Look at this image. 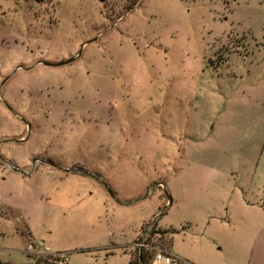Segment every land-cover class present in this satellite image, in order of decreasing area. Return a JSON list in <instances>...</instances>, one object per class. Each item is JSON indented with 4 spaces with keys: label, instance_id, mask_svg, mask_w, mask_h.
I'll list each match as a JSON object with an SVG mask.
<instances>
[{
    "label": "rangeland",
    "instance_id": "374dc122",
    "mask_svg": "<svg viewBox=\"0 0 264 264\" xmlns=\"http://www.w3.org/2000/svg\"><path fill=\"white\" fill-rule=\"evenodd\" d=\"M165 126L212 133L189 157L228 181L214 215L202 199L170 211L164 185L194 199L168 183L162 160L187 144ZM34 158L53 171L8 183L32 234L0 216L3 263L45 264L36 241L70 264H131L119 246L145 201L137 239L181 264H264V0H0V164Z\"/></svg>",
    "mask_w": 264,
    "mask_h": 264
},
{
    "label": "crops",
    "instance_id": "0c3cea01",
    "mask_svg": "<svg viewBox=\"0 0 264 264\" xmlns=\"http://www.w3.org/2000/svg\"><path fill=\"white\" fill-rule=\"evenodd\" d=\"M213 130L214 128L212 129V131ZM166 131L167 129L165 126L162 133H165ZM176 131L178 132V135L185 134L186 144H187L185 148H187V152H185V154L183 152L184 155L179 154V156L177 158H173V160H170V159L162 160V164L166 167L167 173H169V175L167 176V178L169 179L168 183H170L171 179H178L181 182V191L183 190L184 194L190 193L193 196L194 200L191 199L189 202L181 203L180 201H178V199H176L178 197L177 192L175 193V197H171L169 193L170 190L173 192V190L170 188L171 186L164 185L165 192L167 193V196H168V203H170L168 207L170 208V211H172V208L174 206L177 210L185 209V206H186V209L198 211L200 208L198 206V202L202 199V204H203V208L205 209V212L207 213L208 216H211L213 213H215L213 212V209L211 208V206L212 204L216 203L215 201L216 191H218V189L219 191H221L222 188L224 191H227L228 181H225V185L223 186V183H221V185H218L220 183H218L217 180H215L214 178L212 177L208 178L210 177L207 175L208 170L205 169L204 164L202 163H207L210 161L214 162L212 159H194L195 157H189V155L197 154V153H200V151H205L207 149H212V146H213L212 133L210 136H208L207 133L204 134L203 132H201V128L199 127L188 129L187 131L185 130L183 131L182 127L178 129L175 128V130L173 128L172 130H169L167 132L171 133L173 136V134H175ZM187 134L191 136H187ZM169 138L163 137L162 141L165 142ZM16 161H17L16 164L18 166H21L20 169H17V170H12L9 168L8 164L15 165L12 162L6 161L5 164H0V202L2 203V207H3V211L0 213L1 214L0 216H2L1 218H3L6 222H8L9 219H13L14 221L22 225L23 228L27 229L26 231L27 234H30V233L32 234L31 227H29L28 223H26L24 219L25 217L20 213V210L18 209L19 207L15 206L14 199H16L18 194L20 193V188L15 187L13 185L9 186L8 183L9 182L16 183L19 181L33 179L36 182V184L38 183L39 185L41 182L38 177H40V175L42 174V171H40V174H39L40 168L44 167V168L50 169L49 171L52 172L53 169H51V166H53V164L51 162H48V160L45 161V160H40L36 158H34L33 161H30V160L25 161L23 159H19ZM193 164L195 165L192 166ZM194 171H196V173ZM209 175H211V173H209ZM167 187L169 189H167ZM231 194L238 197V200L242 199L243 207H248V205H246L244 201L245 196L241 195L239 191L235 192L233 188ZM235 196H231V197H235ZM144 202L145 201H142L140 203V206H141L140 207L141 209L139 210L140 213L137 212L134 218L130 219L128 222L129 225H132V228L129 227V229L131 231V234L134 235L133 238H131L130 242L120 244L119 246L121 247L122 251L124 253H127L128 257L130 258L132 256L131 255L132 253H130L131 251L129 249H131L132 244L139 237L140 229L143 227L144 224H146V222L148 223L149 216H147V214L144 212L148 206H147V202L145 203ZM208 206H210V208ZM207 208L208 210H206ZM258 209L264 210L263 207L258 208ZM155 216L156 214L154 215V217ZM30 235H29V238H32ZM55 251H59V250H55ZM168 251H171V250H168ZM27 252L29 254V244H28ZM177 256L180 257L181 259L184 258L179 255ZM184 261L185 263L188 262L187 260H184Z\"/></svg>",
    "mask_w": 264,
    "mask_h": 264
},
{
    "label": "built area",
    "instance_id": "2783aa9c",
    "mask_svg": "<svg viewBox=\"0 0 264 264\" xmlns=\"http://www.w3.org/2000/svg\"><path fill=\"white\" fill-rule=\"evenodd\" d=\"M14 168V167H13ZM3 211L2 203L0 202V213ZM152 235L148 233L146 228L137 239L133 248L137 254H142L147 251H154L152 259L148 264H181V258L174 255L171 251L158 248L155 243L151 241ZM29 246V253L35 254L38 258L42 257L45 264H70L69 253L55 252L49 246L41 242H32Z\"/></svg>",
    "mask_w": 264,
    "mask_h": 264
},
{
    "label": "trees",
    "instance_id": "16d2710c",
    "mask_svg": "<svg viewBox=\"0 0 264 264\" xmlns=\"http://www.w3.org/2000/svg\"><path fill=\"white\" fill-rule=\"evenodd\" d=\"M158 232L159 234L164 233L162 231H158ZM166 233H168V231H165V234ZM152 257H153L152 251H147L142 254H136V259L131 264H148L149 261L152 259ZM0 264H6V263H3L2 261H0Z\"/></svg>",
    "mask_w": 264,
    "mask_h": 264
}]
</instances>
